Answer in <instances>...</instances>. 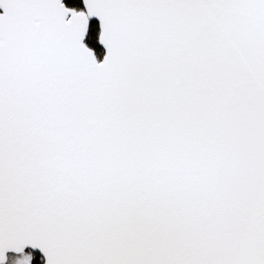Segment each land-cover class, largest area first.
<instances>
[{"label":"water","instance_id":"95a60500","mask_svg":"<svg viewBox=\"0 0 264 264\" xmlns=\"http://www.w3.org/2000/svg\"><path fill=\"white\" fill-rule=\"evenodd\" d=\"M81 2L0 0V264H264V0Z\"/></svg>","mask_w":264,"mask_h":264},{"label":"trees","instance_id":"16d2710c","mask_svg":"<svg viewBox=\"0 0 264 264\" xmlns=\"http://www.w3.org/2000/svg\"><path fill=\"white\" fill-rule=\"evenodd\" d=\"M66 4L67 6L72 8L82 9L81 0H66ZM99 32H100L99 24L97 22H91L89 35L87 37L86 42L91 48L95 50L97 56L101 58L102 55L104 54V50L100 47L99 44ZM29 251L34 253L33 264H43L44 260L40 254L30 249Z\"/></svg>","mask_w":264,"mask_h":264},{"label":"rangeland","instance_id":"374dc122","mask_svg":"<svg viewBox=\"0 0 264 264\" xmlns=\"http://www.w3.org/2000/svg\"><path fill=\"white\" fill-rule=\"evenodd\" d=\"M33 258H34V253H32L29 250L12 252L9 254L8 262L4 264H33Z\"/></svg>","mask_w":264,"mask_h":264}]
</instances>
